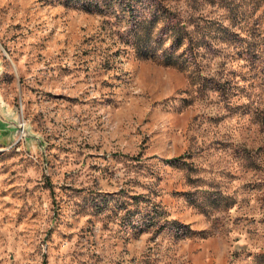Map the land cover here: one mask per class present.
<instances>
[{"label": "rangeland", "instance_id": "obj_1", "mask_svg": "<svg viewBox=\"0 0 264 264\" xmlns=\"http://www.w3.org/2000/svg\"><path fill=\"white\" fill-rule=\"evenodd\" d=\"M160 2L200 73L161 16L143 58L115 0H0V264H264V0Z\"/></svg>", "mask_w": 264, "mask_h": 264}, {"label": "trees", "instance_id": "obj_2", "mask_svg": "<svg viewBox=\"0 0 264 264\" xmlns=\"http://www.w3.org/2000/svg\"><path fill=\"white\" fill-rule=\"evenodd\" d=\"M115 1L118 4H122L128 21L126 32L129 39L127 38L124 42L130 45V48H133L143 58L154 57L153 54L148 53L142 48H144L143 45L147 44L148 25L154 22L157 16H161V25L156 30L153 41L156 42L158 40L157 37L166 32L171 36L165 47L159 48L158 46L159 52L157 58L163 65H176L180 69L191 67L198 74L200 73L199 58L202 55L201 49L207 53H212L213 50L216 51L220 48L216 47L218 48L216 49L215 44L211 43V39L214 36L211 37L210 30L207 28L209 22L190 24L189 21L178 20L176 15L166 8L160 0ZM143 21H146V26L142 28V32L140 33L138 27H141L139 25ZM189 24L190 27L187 28ZM217 31L221 33L225 32L227 35L224 39L220 37L221 40H227V37L228 39H237L238 37L236 33H232V31L227 30L225 27H217ZM182 39L184 40V45H182L178 53H174L173 51L178 48ZM161 161L167 164H174L179 162V156L164 158Z\"/></svg>", "mask_w": 264, "mask_h": 264}]
</instances>
